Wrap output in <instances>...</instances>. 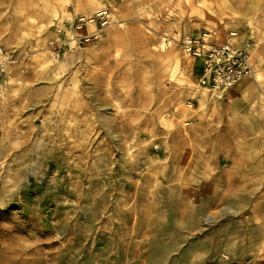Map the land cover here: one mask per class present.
I'll return each mask as SVG.
<instances>
[{"label":"rangeland","instance_id":"1","mask_svg":"<svg viewBox=\"0 0 264 264\" xmlns=\"http://www.w3.org/2000/svg\"><path fill=\"white\" fill-rule=\"evenodd\" d=\"M90 1L0 0V264H264V76L206 91L183 46L236 31L254 76L264 0H114L98 38Z\"/></svg>","mask_w":264,"mask_h":264},{"label":"built area","instance_id":"2","mask_svg":"<svg viewBox=\"0 0 264 264\" xmlns=\"http://www.w3.org/2000/svg\"><path fill=\"white\" fill-rule=\"evenodd\" d=\"M113 1L106 0L91 13L81 12L75 20V28H91L86 33L90 37H96L113 22ZM236 31L223 42H215L204 36H186L183 40L184 48L189 55L200 58L201 72L199 85L206 91H226V88L237 84L244 77L253 73V64L250 51L244 45H240L235 39ZM193 103L189 101L188 106Z\"/></svg>","mask_w":264,"mask_h":264},{"label":"bare ground","instance_id":"3","mask_svg":"<svg viewBox=\"0 0 264 264\" xmlns=\"http://www.w3.org/2000/svg\"><path fill=\"white\" fill-rule=\"evenodd\" d=\"M91 2V5H92V7H97V6H100L101 4H103V3H106V0H91L90 1ZM112 10H113V20H116L117 21V23L121 26V27H124L125 26V24H126V22H125V11H124V9L122 8V5H120V3L118 4H116L115 6L113 5V7H112ZM126 12H127V10H126ZM77 32V31H76ZM219 34V33H218ZM75 37H76V35H74ZM98 37H104V33H97L96 34V38H98ZM217 38V37H216ZM77 40H78V37H77ZM163 44H162V46L163 47H165L166 46V44L167 43H165V42H162ZM257 51V50H256ZM5 52V51H4ZM3 52V53H4ZM258 53V52H257ZM252 55V58H253V56L255 55V51H253V53L251 54ZM254 59V58H253ZM256 59V58H255ZM254 61V60H253ZM259 75H262V73H260V72H257V76H259ZM243 82H244V78H243V80L242 81H240L237 85H236V87H235V89H239L242 85H243ZM94 103V102H93ZM171 124V123H170ZM21 142V141H20ZM16 143H18V142H16ZM17 145V144H16ZM16 147V146H15ZM16 149V148H15ZM223 210H225V209H223ZM209 219V218H208ZM205 221H206V219H204ZM209 222V221H208ZM181 223V222H180ZM182 229V228H181ZM192 229V228H191ZM170 230V229H169ZM176 232V231H175ZM177 233V232H176ZM175 241V240H174Z\"/></svg>","mask_w":264,"mask_h":264},{"label":"crops","instance_id":"4","mask_svg":"<svg viewBox=\"0 0 264 264\" xmlns=\"http://www.w3.org/2000/svg\"><path fill=\"white\" fill-rule=\"evenodd\" d=\"M257 54V52H255V55ZM253 56V60H255L256 56ZM252 64H253V67H254V62L252 61ZM263 66L264 64H262V61H258L256 64H255V74L254 76H249V77H246L244 78V82H243V85L239 88V89H235L236 85L238 84H235V85H232L230 86L228 89L231 90L232 92H237V91H243L244 88H251V89H255V91L257 92V90H259L258 88L259 87V83H260V79L264 76V72H263ZM257 72H260L262 73V75H259L257 76ZM254 86V88H253Z\"/></svg>","mask_w":264,"mask_h":264}]
</instances>
